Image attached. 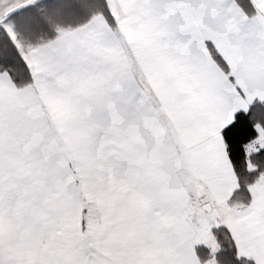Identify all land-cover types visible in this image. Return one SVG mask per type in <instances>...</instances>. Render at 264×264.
<instances>
[{
    "label": "snow or ice",
    "instance_id": "obj_1",
    "mask_svg": "<svg viewBox=\"0 0 264 264\" xmlns=\"http://www.w3.org/2000/svg\"><path fill=\"white\" fill-rule=\"evenodd\" d=\"M0 264H264V0H0Z\"/></svg>",
    "mask_w": 264,
    "mask_h": 264
}]
</instances>
